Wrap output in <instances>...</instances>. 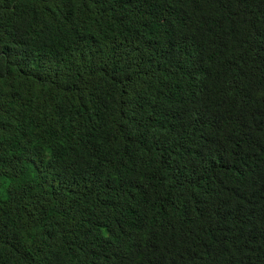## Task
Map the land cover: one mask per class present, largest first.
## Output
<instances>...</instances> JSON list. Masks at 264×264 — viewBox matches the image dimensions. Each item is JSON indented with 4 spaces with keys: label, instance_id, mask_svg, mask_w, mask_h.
<instances>
[{
    "label": "trees",
    "instance_id": "obj_1",
    "mask_svg": "<svg viewBox=\"0 0 264 264\" xmlns=\"http://www.w3.org/2000/svg\"><path fill=\"white\" fill-rule=\"evenodd\" d=\"M0 264H264V0H0Z\"/></svg>",
    "mask_w": 264,
    "mask_h": 264
}]
</instances>
